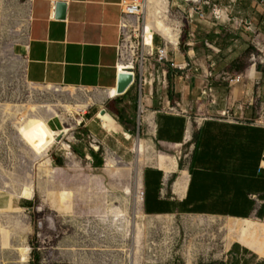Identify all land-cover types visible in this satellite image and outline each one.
Segmentation results:
<instances>
[{"label": "crops", "instance_id": "0c3cea01", "mask_svg": "<svg viewBox=\"0 0 264 264\" xmlns=\"http://www.w3.org/2000/svg\"><path fill=\"white\" fill-rule=\"evenodd\" d=\"M180 1L188 40L182 49L170 51L169 60L191 64L195 73L184 81L182 73L167 64V74L152 77L146 88L143 101L150 142L165 153L155 151V164L141 170L140 211L146 216L254 222L264 218V168L260 167L264 126L255 123L264 117V0ZM120 2L29 0L26 38L13 50L21 62L23 80L34 86L101 90L106 103L119 104V111L126 112L120 104L131 98L136 102L139 94L135 84L124 95L115 94L118 68L123 71ZM172 2L179 5L178 0ZM58 3L67 4L63 19L56 18ZM194 3L204 18L198 14L189 18ZM213 10L220 13V19H215ZM192 32L195 39L188 37ZM144 36L152 45L150 30ZM156 43L162 44L159 37ZM254 55L257 60L252 59ZM239 74L243 79L233 81ZM180 94L182 100L174 102L183 111L176 112L169 104L171 97ZM102 110L96 115L85 112L83 132L75 135L81 145L92 136L102 147L115 150L120 136L124 141L133 137L115 121L118 111L105 109L107 113L102 115ZM96 117L101 126L93 124ZM125 125L134 134L133 124ZM49 127L64 130L61 120L51 119ZM192 133L194 145L183 168L178 155L191 142ZM83 147H73L74 153H89ZM213 264H264V258L237 241Z\"/></svg>", "mask_w": 264, "mask_h": 264}, {"label": "rangeland", "instance_id": "374dc122", "mask_svg": "<svg viewBox=\"0 0 264 264\" xmlns=\"http://www.w3.org/2000/svg\"><path fill=\"white\" fill-rule=\"evenodd\" d=\"M172 1L146 0L143 21L135 18L134 30L138 34L142 22L141 31L144 25L167 44L180 32V50L188 25L184 3ZM28 13L29 0H0V264H213L237 241L264 258V218L251 222L140 211L141 170L154 162L155 151L165 152L150 142L139 98L120 104L135 128L133 138L120 136L115 150L102 147L97 138L81 145L75 134L83 132L85 112L96 115L103 107L116 113L119 104L106 103L101 90L27 84L13 50L26 38ZM139 60V51L130 47L120 60L122 70ZM174 99L181 101L182 95L169 104L182 112ZM33 118L48 124L61 120V130H69L42 156L21 138ZM93 124L101 126L97 117ZM193 145L194 133L178 155L183 168ZM79 146L89 153L76 155L73 147ZM93 153L101 166L93 165Z\"/></svg>", "mask_w": 264, "mask_h": 264}, {"label": "built area", "instance_id": "2783aa9c", "mask_svg": "<svg viewBox=\"0 0 264 264\" xmlns=\"http://www.w3.org/2000/svg\"><path fill=\"white\" fill-rule=\"evenodd\" d=\"M145 0H121L120 6L122 8V16L120 22V31H121V45H120V60L123 58V54H128V51L131 48H135L140 53L139 62L131 61V68L128 70L130 74L133 75V84H135L138 88L139 94V106L142 104L144 106L143 98L145 97V92L148 84H152V77L159 78L162 74L165 76L167 74L166 65L169 64L171 68L178 70L182 73V77L184 81H189L194 76L195 70L193 69L191 64H176L169 60V53L171 50L179 49L180 41L178 40V44L176 48L172 46V44H167L165 39L157 33L152 34V49L150 53H145L141 51L142 46V35L140 25L137 26V30H139L138 34H135V18H139L142 15V7ZM170 1V0H169ZM198 14L200 18H204L205 14L202 12V9L199 8L197 3H194V6L191 8L188 16L192 20L194 15ZM213 15L215 19H220L221 15L219 12L213 10ZM156 37H159L162 44L159 46L156 43ZM188 37L191 39H195V34L189 33ZM135 40V42H133ZM134 44L135 46H132ZM252 59L257 60L258 56H252ZM119 74L121 71L119 70ZM243 79V74L237 75L233 81L240 82ZM138 82V83H137ZM145 108V106H144ZM146 108L144 109V111ZM174 110V109H173ZM144 113V112H143ZM260 125L264 126V117H260L255 121ZM93 143H97V140L90 137ZM91 148L94 146L91 144ZM261 169L264 168V157L260 165Z\"/></svg>", "mask_w": 264, "mask_h": 264}, {"label": "bare ground", "instance_id": "6f19581e", "mask_svg": "<svg viewBox=\"0 0 264 264\" xmlns=\"http://www.w3.org/2000/svg\"><path fill=\"white\" fill-rule=\"evenodd\" d=\"M147 7L146 1H144L143 7H142V14L145 13ZM144 31L145 27L143 25L141 35H142V47L147 50L148 53L151 52L152 46H146L145 40H144ZM180 37L177 33L176 39H171V42L169 41V44H172L176 46L178 44V40ZM153 44V43H152ZM132 66V65H131ZM120 70V68H119ZM128 70V69H124ZM123 70V71H124ZM121 71V70H120ZM121 71V72H123ZM117 93V88H116ZM140 111H141V105H140ZM143 110L141 111L143 113ZM20 121H24V116L20 118ZM68 130L63 131H56L49 127V124L47 122L43 121L42 119L33 118L31 119L30 125L27 126V128H23L21 131V138L24 141V143L38 156L44 155L52 146L58 143L59 136L64 133L68 134ZM139 152H142V146H139L138 149Z\"/></svg>", "mask_w": 264, "mask_h": 264}, {"label": "water", "instance_id": "95a60500", "mask_svg": "<svg viewBox=\"0 0 264 264\" xmlns=\"http://www.w3.org/2000/svg\"><path fill=\"white\" fill-rule=\"evenodd\" d=\"M67 13V4L66 3H58L56 4V18L63 19L66 17ZM133 84V75L130 74L128 71H123L118 76V82H117V95H124L128 89ZM106 110H102L101 114H106ZM66 134L62 133L59 136V141L61 142Z\"/></svg>", "mask_w": 264, "mask_h": 264}, {"label": "trees", "instance_id": "16d2710c", "mask_svg": "<svg viewBox=\"0 0 264 264\" xmlns=\"http://www.w3.org/2000/svg\"><path fill=\"white\" fill-rule=\"evenodd\" d=\"M126 112L125 110H121L119 111L118 110V114L116 115V118H115V121L117 123H119L120 125H122L125 129H126V132L130 133V134H133L129 128L125 125V122H126ZM92 159H93V165L94 166H101L102 165V161L98 160V155L96 153H93L91 155ZM36 259L38 260L39 259V256L36 257Z\"/></svg>", "mask_w": 264, "mask_h": 264}]
</instances>
